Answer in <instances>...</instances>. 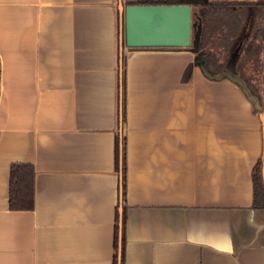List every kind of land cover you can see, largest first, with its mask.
<instances>
[{"label":"crops","instance_id":"obj_1","mask_svg":"<svg viewBox=\"0 0 264 264\" xmlns=\"http://www.w3.org/2000/svg\"><path fill=\"white\" fill-rule=\"evenodd\" d=\"M138 1L0 0V264H115L121 211L124 264H264L263 116L191 47L122 44L119 4ZM207 1L250 4L207 49L238 45L260 94L242 66L264 61L262 0ZM13 163L34 166L33 209L9 207Z\"/></svg>","mask_w":264,"mask_h":264},{"label":"trees","instance_id":"obj_2","mask_svg":"<svg viewBox=\"0 0 264 264\" xmlns=\"http://www.w3.org/2000/svg\"><path fill=\"white\" fill-rule=\"evenodd\" d=\"M136 3H189L192 5L193 12V22L196 24H201V35L199 47L194 51L196 54L197 63H201L203 58L207 59L208 70L214 73H221L226 70L230 64L231 58L235 53L233 48L238 45L233 46L228 51V58L225 62L220 63V59L217 54L210 52L207 49L208 44H210L216 37L217 23L224 22L226 18L221 15L223 10L227 7H235L250 4H229V3H216L209 2L207 0H140ZM256 5H264V0L258 2ZM231 19V15H230ZM218 33V32H217ZM192 49V47H191ZM232 49V50H231ZM213 62L211 63V61ZM216 65L212 68L210 66ZM233 73L234 72L233 69ZM124 79V74L122 75ZM124 82V81H123ZM250 94L256 96L261 104V108L256 110L263 116L264 112V100L260 97L258 93H255L247 87ZM122 167L124 170V155L122 157ZM34 176L35 169L30 163H13L10 167V180H9V207L12 210H29L34 207ZM253 183H254V207L264 208V157H262L256 164L253 170ZM121 198L125 197V177L123 172V177L121 178ZM115 264H124L125 256V214L124 211L117 214V220L115 225Z\"/></svg>","mask_w":264,"mask_h":264},{"label":"water","instance_id":"obj_3","mask_svg":"<svg viewBox=\"0 0 264 264\" xmlns=\"http://www.w3.org/2000/svg\"><path fill=\"white\" fill-rule=\"evenodd\" d=\"M119 11L121 40L128 47H192L193 51L199 47L201 24L193 22L192 5L189 3H129L125 6L120 3ZM234 58L235 54L228 68L219 74L209 72L205 58L200 65L208 76H228L237 81L260 109L259 100L250 94L243 79L233 73Z\"/></svg>","mask_w":264,"mask_h":264},{"label":"rangeland","instance_id":"obj_4","mask_svg":"<svg viewBox=\"0 0 264 264\" xmlns=\"http://www.w3.org/2000/svg\"><path fill=\"white\" fill-rule=\"evenodd\" d=\"M228 58V53L226 52L222 61L225 62ZM246 64L242 66L245 67L242 69V74L244 73L245 77H247L250 85L253 83L255 85H259L261 88L260 96L264 100V61L260 62L256 60L254 62L245 61ZM255 74V77L252 76ZM257 76V77H256ZM252 84V88L255 89L254 85Z\"/></svg>","mask_w":264,"mask_h":264}]
</instances>
